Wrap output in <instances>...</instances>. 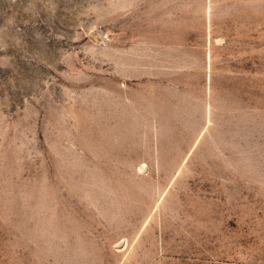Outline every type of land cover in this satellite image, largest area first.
<instances>
[{"label":"rangeland","instance_id":"rangeland-1","mask_svg":"<svg viewBox=\"0 0 264 264\" xmlns=\"http://www.w3.org/2000/svg\"><path fill=\"white\" fill-rule=\"evenodd\" d=\"M0 264H264V0H0Z\"/></svg>","mask_w":264,"mask_h":264}]
</instances>
